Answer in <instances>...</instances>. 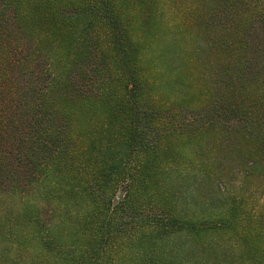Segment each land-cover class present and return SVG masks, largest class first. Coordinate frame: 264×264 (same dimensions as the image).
<instances>
[{
    "label": "trees",
    "instance_id": "1",
    "mask_svg": "<svg viewBox=\"0 0 264 264\" xmlns=\"http://www.w3.org/2000/svg\"><path fill=\"white\" fill-rule=\"evenodd\" d=\"M123 5L0 0V224L37 252L11 264H264V0H215L195 24L213 79L171 94ZM211 138L243 144L253 214L217 184Z\"/></svg>",
    "mask_w": 264,
    "mask_h": 264
},
{
    "label": "rangeland",
    "instance_id": "2",
    "mask_svg": "<svg viewBox=\"0 0 264 264\" xmlns=\"http://www.w3.org/2000/svg\"><path fill=\"white\" fill-rule=\"evenodd\" d=\"M142 2L144 14L139 12L138 5L134 3V0H122V4H124L123 13L128 17L131 34L141 49V67L144 76L152 80L153 75L160 70V76L165 81L167 75L172 72L169 81L172 90L167 85L164 88L166 91L164 94L180 93L182 89L186 93L192 87H187L185 81L189 82L188 84H193L197 90L198 86L200 88V82L198 84L195 82L200 79L202 73L208 74L213 79L214 51L206 49V42L214 45V36L210 33L204 35L203 32H199L196 27V20L214 8L215 0H142ZM210 14L211 12H208L207 15ZM207 15L198 23L205 26L204 18H206L207 23L210 24L211 17ZM147 19L148 24L141 23V20ZM173 37H176L178 46L175 54H173L175 52ZM183 82L184 87L181 86ZM177 95L172 94L171 98ZM222 139H224V135ZM215 147L218 149L215 153L217 159L214 157L215 168H213L215 169L214 173L219 176L217 184H223L222 193L229 194L228 201L234 197L243 198L249 203L250 213L253 214V208L259 204L256 199L257 196L254 194L259 184V176L257 178L245 176L247 169L245 162L247 164L246 160L249 156L246 155L243 144L238 147V154H233L224 141L220 143L219 139L214 141L211 138L210 143L206 146L207 152L212 148L215 150ZM197 159L198 157L192 158L194 162H197ZM204 160H207V155ZM189 166L191 165L179 163L175 170H185ZM203 190V193H206L207 188ZM52 208L51 205L48 207L44 219L46 216L49 218L52 215ZM10 222L12 225L10 223L0 224V262L3 261L4 263V260L7 259L8 262L4 264H11L10 260L18 259L29 262L31 258H36L37 252L25 247L28 245V240L24 239V236L29 235V231L23 225L19 226L18 229L17 224L15 225L11 220ZM20 229L21 236H18ZM4 249L9 252L7 256H2ZM38 264L45 263L38 261Z\"/></svg>",
    "mask_w": 264,
    "mask_h": 264
}]
</instances>
